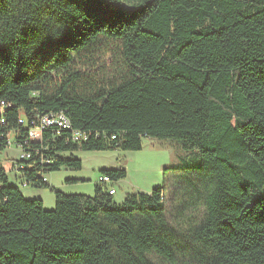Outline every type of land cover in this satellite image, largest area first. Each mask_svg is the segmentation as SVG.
Masks as SVG:
<instances>
[{"label":"trees","instance_id":"1","mask_svg":"<svg viewBox=\"0 0 264 264\" xmlns=\"http://www.w3.org/2000/svg\"><path fill=\"white\" fill-rule=\"evenodd\" d=\"M0 102V151L20 146V181L56 198L46 211L0 163V264H176L160 233L165 185L118 205L100 180L86 196L43 178L81 170L75 152H137L143 139L180 150L165 176L210 179L191 236L200 264H264V0H0ZM55 114L70 129L31 141Z\"/></svg>","mask_w":264,"mask_h":264},{"label":"rangeland","instance_id":"2","mask_svg":"<svg viewBox=\"0 0 264 264\" xmlns=\"http://www.w3.org/2000/svg\"><path fill=\"white\" fill-rule=\"evenodd\" d=\"M97 56L101 63L95 70L102 80L107 81L108 74L112 73L111 61L103 54L99 53ZM179 154L180 150L176 149L172 141L155 139H143V148L137 152L78 151L73 155L82 161V169L76 171L61 168L49 175L50 183L60 185L68 180H76L79 181L77 186L83 193L77 195L94 196L98 178L102 175L101 171L125 168L126 179L105 183L107 187L114 188L117 192L115 201L118 205H122L128 195L150 194L154 189L165 185L166 227L160 232L161 237L172 244L176 264H200L201 259H205V254L194 244L191 236L202 219L205 190L210 186V179L198 174L174 171H169L165 176L166 169H175L179 166ZM8 157L18 159L19 155L14 146L0 152V163L10 173L11 161ZM11 179L13 183L19 182L14 174ZM20 190L25 196H34L36 197L34 200L42 201L46 211L55 210L56 198L50 189L21 186ZM50 205L53 210L47 209ZM150 260L154 264H165L155 256H151Z\"/></svg>","mask_w":264,"mask_h":264},{"label":"built area","instance_id":"3","mask_svg":"<svg viewBox=\"0 0 264 264\" xmlns=\"http://www.w3.org/2000/svg\"><path fill=\"white\" fill-rule=\"evenodd\" d=\"M7 108V105L4 102H0V116L3 114L4 110ZM1 123L4 124V120H1ZM21 124H24L23 120H20ZM57 126L59 128L62 129H66L69 130L70 129V123L68 121V119L61 115V114H55V115H49V116H45L39 123L38 126L30 128L29 129V139L31 141H36V140H40L41 139V135L42 132L49 127H54ZM74 139L75 141H78L81 139V134L79 133H75L74 135ZM10 146H14L17 150H19V157L18 159L21 160H26L29 158V155L25 152H23L22 148L20 146H15L13 144H10ZM16 169L18 171H20V168L15 166ZM48 177L49 175L44 176V181L48 182ZM19 182L17 183L19 188L22 186L23 188H28L29 186L27 185V183L25 182H21L20 179H18ZM98 180L104 182V183H110V181L106 178V177H99ZM16 184V185H17ZM109 194L111 196H115L116 195V191L115 190H110L109 189Z\"/></svg>","mask_w":264,"mask_h":264},{"label":"crops","instance_id":"4","mask_svg":"<svg viewBox=\"0 0 264 264\" xmlns=\"http://www.w3.org/2000/svg\"><path fill=\"white\" fill-rule=\"evenodd\" d=\"M1 152V151H0ZM16 152L18 153V155H19V150H17L16 149ZM8 160L9 161H11V168H10V173L9 172H7V177H8V180H9V183L10 184H12L13 183V181H12V179H11V176H13V174H14V177L18 180L19 179V171L16 169V167H15V161L17 160V159H15V158H9L8 157ZM4 167V166H3ZM13 173V174H12ZM51 181H50V177H48V183L49 184H51L50 183ZM54 188H56L58 191H60V192H62V193H64V194H66V195H77V194H83V193H81V188L80 187H78L77 185H78V183H75V184H67V183H64V184H60V185H54V184H51ZM108 188L110 189V190H115L114 188H111V187H109L108 186ZM23 195H24V193H23ZM116 195H117V192H116ZM115 195V196H116ZM25 196V195H24ZM115 196H113V198H114V201L116 200L115 198ZM27 199H34V198H36V197H34V196H30V197H28V196H25ZM116 202V201H115ZM46 209V208H45ZM47 209H49V210H53V208L51 207V205L49 206V208H47Z\"/></svg>","mask_w":264,"mask_h":264}]
</instances>
